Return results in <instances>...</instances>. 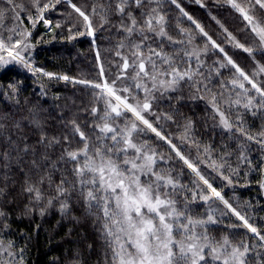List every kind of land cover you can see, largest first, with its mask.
Returning <instances> with one entry per match:
<instances>
[{
	"label": "snow or ice",
	"instance_id": "snow-or-ice-1",
	"mask_svg": "<svg viewBox=\"0 0 264 264\" xmlns=\"http://www.w3.org/2000/svg\"><path fill=\"white\" fill-rule=\"evenodd\" d=\"M5 2L10 6L8 10L14 13V20L27 18L34 27L39 21L49 24L44 14L62 0H44L43 3L41 0H30L35 10L34 17L28 13L25 5L16 4L15 0ZM67 2L71 3V0ZM170 2L180 8L177 0ZM196 2L201 3V0ZM226 2L247 22L246 27L254 34L253 46L240 43L226 28L224 32L234 47L242 49L255 61L254 48L264 51V23L257 18L255 9L258 6L264 11V0H247L246 4L241 0ZM162 3L163 0H103V3L93 5L87 14L81 7L71 4L75 13L82 18L88 36H95L94 17H99V27L108 25L122 35L116 51L120 57L118 71L111 81L107 78L96 83L78 81L94 90L95 103L85 109L94 117L89 134L73 120L70 130L62 139L49 136L35 114L30 121L34 125V138L23 132L20 122L14 123L11 133L0 123V164L5 170L3 178L7 180L15 166L16 172L24 177L23 191L36 204L43 202L51 207L56 202L65 212L70 207V201L75 199L80 202L100 224L101 234L111 252L110 264H207L209 258L217 264H252L249 254L255 252L257 257L261 255L256 246H249L244 241L233 243L227 235L221 239L210 235L208 225L217 224L218 220L216 209L209 202H222L228 212L242 222L239 226L258 238L259 249H264V234L201 175L197 164L182 155L171 139L154 127L145 114L155 116L152 105L157 93L176 92L181 85H186L194 90V98L204 99V94H210L209 103L223 128L229 131L235 128L247 141L264 148V130L252 135L244 128L242 114L237 112L235 119H230L226 111L221 110L222 105L225 110L235 105L252 115L264 111V79H256L264 77V64L255 61L251 75L245 72L182 8L180 11L207 38V42L201 49L184 50L182 55L176 50L171 53L165 51V42L172 45L184 44L185 41L169 35V22ZM20 12L26 15L21 17ZM5 15L0 10V21ZM113 16L118 19L113 21ZM56 26L60 27L59 24ZM5 31L7 36L4 35ZM180 31L182 34L188 32L187 29ZM77 34L82 36L85 32L78 30ZM30 36L31 31L17 30L15 26L4 28L0 23V65L18 62L30 71H41L33 69L24 55L31 47L27 42ZM191 42V39L187 41L189 44ZM209 44L223 53L226 61L218 63L216 75H220L219 69L228 66L235 70L229 81H219L222 89L231 86L227 96L224 91H213L209 86L210 74L202 71L204 61L201 55L207 54ZM193 59L195 64L192 63ZM43 75L51 78L53 74L44 72ZM100 76H104L103 66ZM59 78L70 80L67 75ZM160 118L156 117L157 120ZM163 118L172 120L167 113L163 114ZM183 127L182 138L187 140L192 121L188 120ZM146 129L170 145L176 156L207 186L206 189L196 191L189 188L180 182L179 173L173 175V168L159 166V162L167 163L170 158L157 152L147 140L139 139ZM77 137L81 146L74 148L73 140ZM192 142L200 148L194 140ZM239 147L243 152L244 145ZM57 148L59 151L54 154L52 150ZM211 151V146L203 148L205 155H210ZM239 159L247 161L248 157L241 155ZM226 165L231 167L225 156L221 155L219 162L212 160L209 166L219 172L228 184H232V176L222 171ZM232 174H237V170L232 169ZM192 184L195 189H200L198 181H192ZM7 186L0 187V196L5 194ZM198 196L200 201L209 204L203 216L194 214L190 207L197 202ZM44 210V207L40 208L41 215ZM224 214L227 213H221ZM4 215L0 211V217ZM12 248L11 242L4 246L0 241V251L8 257L0 258V264H24L23 249L13 252ZM258 264H264V258Z\"/></svg>",
	"mask_w": 264,
	"mask_h": 264
},
{
	"label": "trees",
	"instance_id": "trees-1",
	"mask_svg": "<svg viewBox=\"0 0 264 264\" xmlns=\"http://www.w3.org/2000/svg\"><path fill=\"white\" fill-rule=\"evenodd\" d=\"M43 2L44 0H41V3ZM241 2L246 4L247 0ZM15 3L25 5L28 13L35 16L30 0H15ZM100 3H103V0H71V3L62 0L54 9L44 14L49 24L45 25L43 21H39L33 27L27 18L14 20V13L8 10L10 6L5 0H0V10L6 13L0 23L4 28L15 26L17 30L31 31L27 41L31 47L24 55L33 69L41 70L30 71L18 62L0 65V123L6 126L9 133L14 131V123L20 122L23 132L34 138V125L30 123L34 114L49 136H59L62 139L70 130V122L73 120L86 134L90 133L94 117L85 109L95 103L94 90L78 81L96 83L104 78L111 81L120 63L116 51L122 35L108 25L99 27V17H94L95 36H88L87 30L83 28L82 18L75 13L71 4L81 7L87 14L93 5ZM177 3L245 72L251 75L256 66L255 61L264 64V51L254 48V61L248 53L234 47L224 32L226 28L240 43L253 46L254 34L246 27L247 22L226 0H201V3L196 0H177ZM162 7L169 22V35L173 39L185 41L184 44L172 45L165 42V51L171 53L176 50L182 55L184 50L203 48L207 38L183 15L180 8L170 0H163ZM255 13L264 23V11L257 6ZM19 14L21 17L26 15L25 12ZM111 19L115 21L118 18L113 16ZM57 24L60 27H57ZM180 29H187V34H182ZM78 30L84 31L85 34L78 35ZM4 35L7 36L8 33L5 31ZM189 39L191 44L187 43ZM201 59L204 61L202 71L211 76L209 86L215 92L224 91L227 96L231 86L222 89L219 81H229L235 70L228 66L219 69L220 75H216L218 63H226L224 54L209 44L207 54H202ZM192 63L195 64L194 59ZM101 66L104 68L103 77L100 76ZM44 72L53 75L50 78L43 75ZM64 75L69 76L70 80L59 78ZM256 79L261 80L264 77ZM204 95V99L194 98V90L186 85H181L176 92L163 95L157 93L152 105L155 116L148 113L145 116L164 136L171 139L182 155L197 164L201 175L220 191L233 207L264 234V148L253 141H247L235 128L232 131L223 128L209 103L210 94ZM221 110L226 111L230 119H235L237 112L242 114L244 128L252 135L264 130V111L252 115L235 105L230 110H225L222 105ZM165 113L172 116V120L164 119ZM157 116L161 118L157 120ZM188 120L192 121V130L189 139L185 140L182 138L183 126ZM139 139L147 140L157 152L170 158L167 163L159 162V166L173 168V175L179 173L182 184L196 191L206 189L207 186L199 181L165 141L158 139L147 129ZM193 140L200 145L199 149L193 144ZM240 145H244L243 152ZM80 146L81 141L77 137L73 140V147ZM205 146H211L210 155L204 154ZM52 151L55 154L59 149ZM221 155H224L228 165H231L230 168L226 165L222 171L225 175L232 176V184H228L219 172L209 166L212 160L219 162ZM241 155H246L248 160L239 159ZM232 169H236L237 174H232ZM4 171L0 164V187L8 185L5 194L0 196V211L5 213L0 217V241L4 246L11 242L13 252L23 249L24 264H110L111 252L101 234L100 224L94 216L87 213L80 202L73 199L65 212L60 210V204L56 202L51 207H47L43 202L36 204L23 191L24 177L16 172L15 166L12 167L7 180L3 178ZM192 181H198L200 189H195ZM209 204L216 209L218 220L217 224L208 225L210 235L216 239L227 235L233 243L244 241L249 246H256L261 255L257 257L255 252H252L249 254V261L258 264V261L264 258V249H259L258 238L252 236L246 228L240 227L242 222L228 212L222 202L210 201ZM209 204L200 201L198 196L197 202L192 203L190 207L194 214L203 216L208 211ZM41 207L45 208L43 215L40 214ZM222 212L227 214L221 215ZM232 225L237 227H231ZM1 257L8 258L0 251ZM207 264L217 262L209 258Z\"/></svg>",
	"mask_w": 264,
	"mask_h": 264
},
{
	"label": "rangeland",
	"instance_id": "rangeland-1",
	"mask_svg": "<svg viewBox=\"0 0 264 264\" xmlns=\"http://www.w3.org/2000/svg\"><path fill=\"white\" fill-rule=\"evenodd\" d=\"M252 236H254L255 237V235L254 234H252V233H250ZM1 258H5V257H1Z\"/></svg>",
	"mask_w": 264,
	"mask_h": 264
}]
</instances>
